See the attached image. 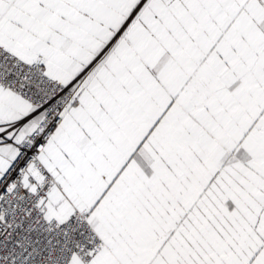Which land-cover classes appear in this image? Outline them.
<instances>
[{"label": "snow or ice", "instance_id": "1", "mask_svg": "<svg viewBox=\"0 0 264 264\" xmlns=\"http://www.w3.org/2000/svg\"><path fill=\"white\" fill-rule=\"evenodd\" d=\"M0 264H264V0H0Z\"/></svg>", "mask_w": 264, "mask_h": 264}]
</instances>
